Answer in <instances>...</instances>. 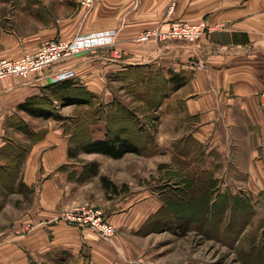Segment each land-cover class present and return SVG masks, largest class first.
<instances>
[{
    "label": "crops",
    "instance_id": "crops-1",
    "mask_svg": "<svg viewBox=\"0 0 264 264\" xmlns=\"http://www.w3.org/2000/svg\"><path fill=\"white\" fill-rule=\"evenodd\" d=\"M171 21L204 22L208 31L196 44L138 40ZM106 31L115 33L110 46L26 79L0 81V264H45L66 256L80 264H135L120 235L156 214L162 203L141 182L146 171L167 168L174 157L196 155L200 170L210 172L222 191L245 195L264 213V0H99L89 11L80 0H0V58L33 53L45 41ZM68 70L75 76L62 83L81 87L104 106L114 100L127 105L122 99L131 96L128 88L141 74L186 77L150 111L153 123L164 120L152 134L153 150L161 153L70 156L73 130L54 116L73 119L89 107L63 104L66 93L52 87L51 75ZM46 98L50 118L22 108ZM92 128L93 139L103 138L104 125ZM80 207L100 211L115 228L114 238L60 220Z\"/></svg>",
    "mask_w": 264,
    "mask_h": 264
},
{
    "label": "rangeland",
    "instance_id": "rangeland-1",
    "mask_svg": "<svg viewBox=\"0 0 264 264\" xmlns=\"http://www.w3.org/2000/svg\"><path fill=\"white\" fill-rule=\"evenodd\" d=\"M161 90H164L162 85ZM132 97L121 99L130 109L140 108L146 114L145 105ZM142 111L138 114L144 132L152 137V143L147 144L152 149L156 144L152 134L163 128L164 120L159 119L155 124V114L149 112L146 117ZM60 119L72 129L69 118ZM76 139H79L77 135ZM149 141L146 137L143 142ZM159 153L158 149L144 154ZM199 164L196 155L184 160L174 157L167 168L161 165L156 173L145 172L148 179H142V186L156 192L162 205L156 214L140 223L139 230L120 235L126 255L135 264H264V213L257 211V204L245 195L239 198L228 189L222 191L218 181L212 179L210 172L203 173ZM124 241L132 245L129 254L126 250L130 248ZM57 263L80 264L78 259L68 256L45 264Z\"/></svg>",
    "mask_w": 264,
    "mask_h": 264
},
{
    "label": "trees",
    "instance_id": "trees-1",
    "mask_svg": "<svg viewBox=\"0 0 264 264\" xmlns=\"http://www.w3.org/2000/svg\"><path fill=\"white\" fill-rule=\"evenodd\" d=\"M185 82L186 77L179 74H174L168 80L164 77L160 78L156 73L141 74L140 78L135 82L136 84L130 86L128 90L135 99L145 105L146 114H148L160 105L167 92L178 89ZM161 85L164 90H161ZM52 87L56 88L60 94L66 93L61 98L63 104L89 107L78 114L75 120L72 118L68 119V121L72 122L73 137L76 138L77 135L79 138L74 141L76 146L72 149L73 151L70 149V156H73L75 152L81 151L84 153L103 154L113 159H119L126 153L145 155L153 152V147L150 149L147 146L148 143H152V137L144 132L138 114V112L142 111L140 108L132 110L119 100H114L111 104L104 106L96 101L94 95L81 87L72 86L70 83H52ZM50 102L51 100L47 98L40 100L31 99L24 103L22 108L32 116L47 119L54 116L50 108ZM142 112L146 115L144 111ZM54 117L61 120L60 116L55 115ZM99 124L104 125V136L100 139H93L91 136L92 126ZM146 137L150 140L149 142H143ZM91 166V171L96 173L94 164H91ZM202 172L205 173L204 171ZM236 199L237 196H235L234 200Z\"/></svg>",
    "mask_w": 264,
    "mask_h": 264
},
{
    "label": "built area",
    "instance_id": "built-area-1",
    "mask_svg": "<svg viewBox=\"0 0 264 264\" xmlns=\"http://www.w3.org/2000/svg\"><path fill=\"white\" fill-rule=\"evenodd\" d=\"M99 0H80V6L91 10ZM173 7L169 8V13ZM204 22L185 23L171 21L165 29L159 27L149 30L138 37L139 41L154 40L156 42L183 41L190 44L200 42L207 34ZM115 33L106 31L79 36L70 41L50 40L43 42L33 53H26L16 59L0 58V81L6 78L26 79L30 75L43 71L55 63L93 48L110 46L114 43ZM264 45V33L260 39ZM201 68V65H199ZM71 70L51 75L52 83L63 82L74 78ZM261 104L264 106V93L261 95ZM60 220L70 226L87 227L97 231L100 236L110 240L115 235L113 225L105 221L98 210L80 207L64 212Z\"/></svg>",
    "mask_w": 264,
    "mask_h": 264
}]
</instances>
